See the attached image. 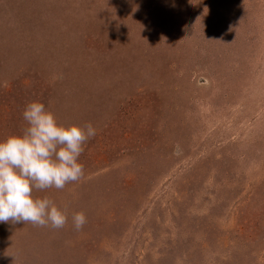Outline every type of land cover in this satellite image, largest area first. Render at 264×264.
Segmentation results:
<instances>
[{"label":"rangeland","instance_id":"obj_1","mask_svg":"<svg viewBox=\"0 0 264 264\" xmlns=\"http://www.w3.org/2000/svg\"><path fill=\"white\" fill-rule=\"evenodd\" d=\"M32 101L97 135L0 264H264V0H0V139Z\"/></svg>","mask_w":264,"mask_h":264},{"label":"clouds","instance_id":"obj_2","mask_svg":"<svg viewBox=\"0 0 264 264\" xmlns=\"http://www.w3.org/2000/svg\"><path fill=\"white\" fill-rule=\"evenodd\" d=\"M23 117L27 127L22 134L0 139V222L63 228L68 222L66 211L34 191L63 189L80 180L84 168L79 157L97 129L91 123L60 124L40 101L30 102ZM71 220L76 230L87 222L83 212L74 213Z\"/></svg>","mask_w":264,"mask_h":264}]
</instances>
